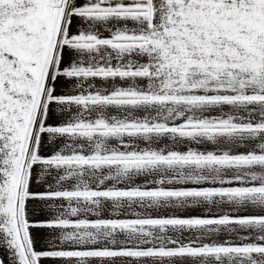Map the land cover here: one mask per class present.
I'll return each instance as SVG.
<instances>
[{
    "label": "snow or ice",
    "instance_id": "6c2138e0",
    "mask_svg": "<svg viewBox=\"0 0 264 264\" xmlns=\"http://www.w3.org/2000/svg\"><path fill=\"white\" fill-rule=\"evenodd\" d=\"M45 261L264 264V0H0V264Z\"/></svg>",
    "mask_w": 264,
    "mask_h": 264
},
{
    "label": "crops",
    "instance_id": "0c3cea01",
    "mask_svg": "<svg viewBox=\"0 0 264 264\" xmlns=\"http://www.w3.org/2000/svg\"><path fill=\"white\" fill-rule=\"evenodd\" d=\"M44 231L45 230H37V229H33V234L37 237H40L42 235H44ZM39 247V244L37 245ZM44 264H50V262L45 261Z\"/></svg>",
    "mask_w": 264,
    "mask_h": 264
}]
</instances>
